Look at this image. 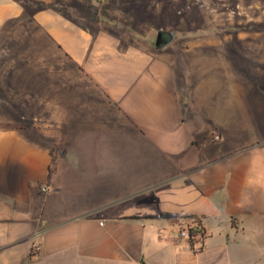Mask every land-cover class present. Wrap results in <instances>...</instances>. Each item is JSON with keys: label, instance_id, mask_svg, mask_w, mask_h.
<instances>
[{"label": "crops", "instance_id": "crops-1", "mask_svg": "<svg viewBox=\"0 0 264 264\" xmlns=\"http://www.w3.org/2000/svg\"><path fill=\"white\" fill-rule=\"evenodd\" d=\"M94 6L0 0V264H264V137L149 46L164 0Z\"/></svg>", "mask_w": 264, "mask_h": 264}, {"label": "rangeland", "instance_id": "rangeland-1", "mask_svg": "<svg viewBox=\"0 0 264 264\" xmlns=\"http://www.w3.org/2000/svg\"><path fill=\"white\" fill-rule=\"evenodd\" d=\"M96 2L21 0L26 7L35 4L64 11L88 9ZM155 18L174 29L169 47L188 62L185 68L191 79L196 78V86L190 89L212 88L214 101L237 105L242 139L264 137V0H164V11ZM58 259L53 258L54 264H75ZM45 263L41 259L32 264Z\"/></svg>", "mask_w": 264, "mask_h": 264}, {"label": "trees", "instance_id": "trees-1", "mask_svg": "<svg viewBox=\"0 0 264 264\" xmlns=\"http://www.w3.org/2000/svg\"><path fill=\"white\" fill-rule=\"evenodd\" d=\"M88 10L95 12L96 8L93 5H89L88 6ZM0 128L1 129L25 130V128L23 126L16 125L14 123H9V122H0ZM32 129L34 131L40 132V133H53V134H56L55 145L56 146L60 145V143H61V137H60L61 130L55 129V128H51V127H37V126H34ZM51 151H52V154H53V150H51ZM49 170L50 171L52 170V166L51 165L49 166Z\"/></svg>", "mask_w": 264, "mask_h": 264}, {"label": "built area", "instance_id": "built-area-1", "mask_svg": "<svg viewBox=\"0 0 264 264\" xmlns=\"http://www.w3.org/2000/svg\"><path fill=\"white\" fill-rule=\"evenodd\" d=\"M43 189H45L43 187ZM178 234L180 237H184L188 240L195 239L199 240L203 237V230L198 222H193L191 225L182 226L178 229Z\"/></svg>", "mask_w": 264, "mask_h": 264}, {"label": "water", "instance_id": "water-1", "mask_svg": "<svg viewBox=\"0 0 264 264\" xmlns=\"http://www.w3.org/2000/svg\"><path fill=\"white\" fill-rule=\"evenodd\" d=\"M167 33V32H166ZM168 33L171 34V32L168 31ZM174 37L168 38L166 34L163 33V31H159L155 38V46L159 47L160 45L172 40Z\"/></svg>", "mask_w": 264, "mask_h": 264}, {"label": "flooded vegetation", "instance_id": "flooded-vegetation-1", "mask_svg": "<svg viewBox=\"0 0 264 264\" xmlns=\"http://www.w3.org/2000/svg\"><path fill=\"white\" fill-rule=\"evenodd\" d=\"M166 32H167V31H163V33H164V34H166V36H167L168 38H171V37H173V35H172V34H170V33H168V32L166 33ZM156 35H157V34H156Z\"/></svg>", "mask_w": 264, "mask_h": 264}]
</instances>
